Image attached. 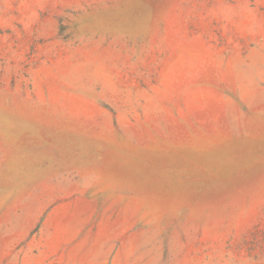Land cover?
Segmentation results:
<instances>
[{
    "label": "rangeland",
    "instance_id": "374dc122",
    "mask_svg": "<svg viewBox=\"0 0 264 264\" xmlns=\"http://www.w3.org/2000/svg\"><path fill=\"white\" fill-rule=\"evenodd\" d=\"M0 264H264V0H0Z\"/></svg>",
    "mask_w": 264,
    "mask_h": 264
}]
</instances>
